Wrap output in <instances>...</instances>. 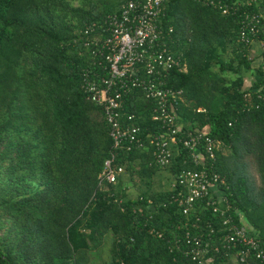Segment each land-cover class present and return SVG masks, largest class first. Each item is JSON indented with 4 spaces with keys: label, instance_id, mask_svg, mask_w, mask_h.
Segmentation results:
<instances>
[{
    "label": "trees",
    "instance_id": "16d2710c",
    "mask_svg": "<svg viewBox=\"0 0 264 264\" xmlns=\"http://www.w3.org/2000/svg\"><path fill=\"white\" fill-rule=\"evenodd\" d=\"M262 2L245 8L261 11ZM122 4L0 0V264H99L92 255L99 256L108 239V264H198L185 256L183 243L174 246V236L182 238L186 223L193 229L197 215L201 226L223 230L213 207L184 215L173 187L128 197L122 191L127 173L115 192L100 184L113 141L102 107L81 90V71L94 59L74 40ZM164 25L173 26L172 47L188 66L172 69L167 80L186 96L179 120L184 129L207 130L221 142L218 170L228 179L232 214L264 245V68L255 69L246 87L252 60L239 37L240 15L223 14L205 0H171ZM153 107L140 91L125 97V111L143 117L144 136L160 129ZM118 155L131 174L151 178L163 168L147 151ZM185 160L181 148L165 167L174 181L193 168ZM251 164L259 183L250 179ZM211 256L206 264H230L225 254Z\"/></svg>",
    "mask_w": 264,
    "mask_h": 264
},
{
    "label": "built area",
    "instance_id": "2783aa9c",
    "mask_svg": "<svg viewBox=\"0 0 264 264\" xmlns=\"http://www.w3.org/2000/svg\"><path fill=\"white\" fill-rule=\"evenodd\" d=\"M205 1L223 14L240 15L239 37L245 44L255 40L264 42V37L258 38L264 33L263 13L248 12L245 8L252 0ZM170 2L123 0L118 11L88 24L74 40L94 59L81 71V90L102 107L113 141L111 154L99 174L100 184L112 185L114 192L118 189L127 173L126 166L118 164L120 150L147 151L159 167L165 168L173 164L182 148L185 163H192L193 168L184 169L174 181L173 189L177 193L173 200L188 217L192 212L213 207L221 213L224 227L217 231L211 224L201 226V216L197 215L191 224L195 230L186 223L182 238L178 234L174 236V246L182 249L183 243L185 256L198 264L212 261V253L225 254L239 264H264L262 241L232 214V205L224 190L229 188L228 179L218 170L221 142L207 130L184 129L179 120V108L186 96L183 89L169 86L167 80L172 69L187 71V64L183 53L172 47L173 26L164 25ZM138 91L154 103L151 118L160 122V129L146 136L140 125L143 117L124 109L125 97ZM149 202L148 207L154 212L152 200ZM158 235L164 237L162 233Z\"/></svg>",
    "mask_w": 264,
    "mask_h": 264
},
{
    "label": "rangeland",
    "instance_id": "374dc122",
    "mask_svg": "<svg viewBox=\"0 0 264 264\" xmlns=\"http://www.w3.org/2000/svg\"><path fill=\"white\" fill-rule=\"evenodd\" d=\"M225 75L228 77V79H232L235 77L233 73H226ZM222 152L227 154L229 153V150L223 148ZM137 171L134 172L133 174L127 172V174L124 177L122 191H124V193L128 197H137L142 192H150L151 194H158L173 187L174 176L168 168L158 169L151 178L145 174H140ZM249 175L251 180H254L257 183L260 182L259 173L254 164L250 165ZM110 240L111 239H108V242L102 249L99 256H94V254L92 255V258L95 257L99 264H108L109 249L111 247ZM230 264H239V263H237L236 259L233 258L230 260Z\"/></svg>",
    "mask_w": 264,
    "mask_h": 264
},
{
    "label": "crops",
    "instance_id": "0c3cea01",
    "mask_svg": "<svg viewBox=\"0 0 264 264\" xmlns=\"http://www.w3.org/2000/svg\"><path fill=\"white\" fill-rule=\"evenodd\" d=\"M260 9L264 15V0L260 5ZM248 56L252 60V69L245 73V85L250 87L254 82V71L257 67L264 68V42L262 40H255L248 47Z\"/></svg>",
    "mask_w": 264,
    "mask_h": 264
}]
</instances>
